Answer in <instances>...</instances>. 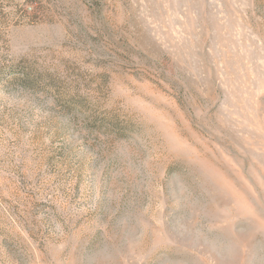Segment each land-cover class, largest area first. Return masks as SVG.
Returning <instances> with one entry per match:
<instances>
[{"label": "rangeland", "instance_id": "374dc122", "mask_svg": "<svg viewBox=\"0 0 264 264\" xmlns=\"http://www.w3.org/2000/svg\"><path fill=\"white\" fill-rule=\"evenodd\" d=\"M0 264H264V0H0Z\"/></svg>", "mask_w": 264, "mask_h": 264}]
</instances>
